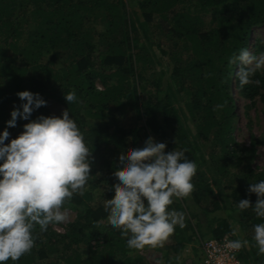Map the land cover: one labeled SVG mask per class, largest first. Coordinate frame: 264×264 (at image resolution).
Instances as JSON below:
<instances>
[{"label":"trees","instance_id":"16d2710c","mask_svg":"<svg viewBox=\"0 0 264 264\" xmlns=\"http://www.w3.org/2000/svg\"><path fill=\"white\" fill-rule=\"evenodd\" d=\"M179 4L180 10L174 12ZM123 5V0H0V120L10 116L14 105L19 107L17 91L39 93L45 101L54 97L70 111L92 156L83 192L74 193L63 205L75 212V219L64 226L63 232L51 224L45 231L36 225L32 249L4 264H142L139 257L129 262L122 259L133 248L126 245L127 237L121 230L111 226L103 206L106 198L114 196L112 174L119 157L137 145L140 130L146 138L149 131L155 142H164L165 151L185 150V156L196 164L191 180L195 190L190 200L173 198L168 206L169 210L184 212L185 226H176L166 240L171 242L164 246L167 254H180L191 241L221 239L225 235L234 239L226 216L215 214L221 205L208 201L213 191L200 170L206 164V152L211 160L215 156L221 161L215 173L225 172L228 164L245 169L246 180L237 186L240 193L234 194L233 201L247 198L255 203V193L247 192V188L264 179V170L256 171L249 161L242 162L251 160L248 157L255 153L257 140L246 145L231 137L236 113L230 82L235 65L227 61L241 47L250 49L252 28L264 22V0H142L139 7L143 21L139 26L122 12ZM96 12L104 29L95 33L88 23ZM207 14L208 22L214 25L202 30V17ZM176 38L186 42L185 48L178 45ZM101 44L107 52L93 55ZM152 45L166 56L169 68L148 77L152 63L148 51ZM16 57L21 63L17 64ZM256 73L251 77L253 82L242 88L236 80L239 92L248 98L260 88L264 91V77ZM181 75L183 79L176 82L184 84L182 91L189 99L186 107L197 139L188 138L191 130L178 123L177 110L170 103L169 78ZM97 79L103 86L101 90L95 88ZM68 91L75 92L76 101H65L63 93ZM260 96L264 101V95ZM117 107L132 118L134 125L111 133L112 126L102 119ZM44 110L45 105L34 109L31 119ZM217 111L221 112L219 117L215 115ZM141 120L143 125L137 127ZM26 122L19 118V131L9 139L22 131ZM207 132H213L216 139L211 140ZM205 145L206 151L201 148ZM229 210L232 211L227 207V215ZM233 220L249 241V256L264 264V254H257L252 241V225L260 223L261 218L250 207L238 210ZM198 248L201 252L200 244ZM242 258L246 264L247 257Z\"/></svg>","mask_w":264,"mask_h":264},{"label":"clouds","instance_id":"9594fccd","mask_svg":"<svg viewBox=\"0 0 264 264\" xmlns=\"http://www.w3.org/2000/svg\"><path fill=\"white\" fill-rule=\"evenodd\" d=\"M227 62H239L234 76L242 88L253 82L251 77L257 71L264 70V51L257 55L241 47ZM16 95L19 107L13 106L5 124L15 127L18 117L27 122L14 138L9 139L7 127L0 129V264L16 261L32 249L36 225L45 231L49 224L68 219L62 206L74 193L83 192L92 159L68 108L60 115L41 114L29 119L34 109L46 104L45 99L26 89ZM63 96L67 103L77 99L74 91ZM165 147L164 142L148 136L141 147L119 157L112 174L114 196L106 198L103 206L111 226L127 237L129 248L162 246L176 226H185L184 212L168 206L173 198L190 196L196 164L185 156V150L165 151ZM247 192L255 193V203L240 199L236 208L242 212L251 207L261 218L252 225L253 247L260 255L264 254V179L250 183ZM248 245L247 239L225 238L223 248L236 251Z\"/></svg>","mask_w":264,"mask_h":264},{"label":"rangeland","instance_id":"374dc122","mask_svg":"<svg viewBox=\"0 0 264 264\" xmlns=\"http://www.w3.org/2000/svg\"><path fill=\"white\" fill-rule=\"evenodd\" d=\"M142 0H123V7L122 12L127 13L129 15V18L132 19L137 26L143 21V15H142V9L139 7V3ZM180 10V4L175 7L174 12H177ZM126 11V12H125ZM194 11H192L191 14H193ZM94 19L88 23L92 27V29L96 32H99L104 29V23L100 21L97 17L99 14L96 12L94 15H92ZM202 19L205 21L204 25L200 27V29H209L214 24L209 23V15H203ZM153 33L149 30L148 35L152 37ZM163 40L164 37L160 36ZM153 39V37L151 38ZM25 41V39H23ZM176 41L179 43L180 47L185 48L186 42L184 40L176 38ZM145 42V40H144ZM98 43V41H97ZM148 43V42H147ZM258 44V45H257ZM255 45H257L255 47ZM249 51L253 54H259L261 51H264V22L260 23L258 25H255L252 28L250 39H249ZM104 46L97 45L95 52L93 55L97 56L98 54H104L105 53ZM186 51H189V48L186 49ZM107 52V51H106ZM151 64L150 69H148L147 76H154L160 74V72L167 71L169 68V62L166 56H163L160 54L159 50L157 49L156 45H152V48L149 49ZM190 52V51H189ZM7 57V53L5 54ZM17 64L21 63L20 58L16 57ZM99 60V59H98ZM239 62L234 67V70L231 75V82H230V93L234 99V112L236 113L235 119L232 122V129H231V137L234 139L235 142L244 143L246 145H249L251 141L254 139L257 140V144L255 146V153L253 156L249 155V159L251 160H243V163H249L251 164L252 168L256 171H262L264 170V101L263 97L260 96L262 93L264 95V91L262 88L258 90V93L253 95L252 98H248L241 94L239 92L240 88L236 84V77L234 76V72L238 69ZM58 69L61 67V63L57 65ZM62 73V71L60 70ZM188 74L189 71H186ZM259 77H264V70L257 71L256 73ZM148 76V77H149ZM184 77L187 76V74L183 75ZM166 75L162 74L163 80L166 79ZM170 79V85H171V93L169 94L170 103L174 105V107L177 110L178 113V119L179 124L183 126L185 129H190L191 133L189 134L188 138L190 140L197 139V136L195 135L193 131V124L189 119V112L186 107L187 102L189 101L188 96H186L182 91L183 83H177V80H182V75L179 77L169 78ZM255 83V82H254ZM57 82L54 83L56 85ZM95 88L98 90L103 89L102 84L97 79L95 82ZM174 96V97H173ZM112 109V108H111ZM64 110V107L62 104H60L54 97H47L46 104H45V110L43 115H60L61 111ZM116 110V111H115ZM220 111L215 112L216 117H219ZM10 116H7L5 120H0V129H4L5 127L8 128V131L11 134L16 133L19 131V117L16 121L15 127H9L6 124H1L2 122H5L8 120ZM31 119V117H29ZM89 121V120H88ZM91 124L93 123V120H90ZM96 121H94L95 123ZM102 122L104 124H109L112 126L110 129L111 133H114L116 128H127L134 125L132 118L128 116V114L123 113L120 108L117 107V109L113 108L109 111L107 117L102 119ZM102 123V124H103ZM138 126L143 125V121L141 120V123L138 122ZM213 131V130H211ZM141 135V139L137 140V145L134 147H141L146 139V137L143 135V130L139 131ZM149 133V136H153L152 133ZM208 137L211 140L213 139L214 135L213 132L206 133ZM89 138H92L90 135H88ZM93 136V135H92ZM207 145L201 146V148L205 150ZM133 147V148H134ZM175 149V148H174ZM176 150V149H175ZM206 158V164L204 166H201L200 170L205 174L207 177V183L210 186L211 190L213 191V195L209 196L208 201H217L221 208L218 211H215V214L218 216H226L227 222L230 226L231 233H233V230H235V235L232 234L234 239H240L244 240L246 239L244 232L242 231L239 223L236 222V220H233L235 217H237L238 209L236 208V202L233 201L234 194L239 192L238 185L245 182L246 173H244L245 169L241 166H233L232 164H228L225 168V172L215 173L213 172L214 168H216L220 164V160L217 159L215 156H213V159H210V156L208 152L204 154ZM210 163V165H209ZM207 166V167H206ZM211 166V168H210ZM195 190V187L194 189ZM240 193V192H239ZM192 194V193H191ZM190 200V196L187 198ZM63 207V206H62ZM227 207H230L232 211L229 212V214H226ZM235 208V210H233ZM64 210L67 212L68 219L65 222L61 223H52V227L59 231L63 232L64 226L75 219V212L72 211L68 207H63ZM173 210V208L171 209ZM192 211H194V208H191ZM214 215V214H211ZM231 215V216H230ZM200 220L204 221V217L200 216ZM196 223V219L193 220ZM200 241H191L189 244L186 245V247L182 250L180 254H167L166 249L164 246L170 245L171 242L168 243V241L164 242L162 246L157 247H151L148 245H145L143 249H134L132 251H129L127 255H125L122 259L126 262H129L130 260L139 257L141 259L142 264H202L201 263V252L199 251V243ZM239 257L241 260L243 259L242 256L245 255L247 257L246 264H258V261L255 260V257L252 256V258L248 254L249 245L244 247L242 246L239 249Z\"/></svg>","mask_w":264,"mask_h":264},{"label":"built area","instance_id":"2783aa9c","mask_svg":"<svg viewBox=\"0 0 264 264\" xmlns=\"http://www.w3.org/2000/svg\"><path fill=\"white\" fill-rule=\"evenodd\" d=\"M225 238L233 239L225 235L221 239L207 238L200 242L202 252V264H243L239 257V251H231L223 248Z\"/></svg>","mask_w":264,"mask_h":264}]
</instances>
